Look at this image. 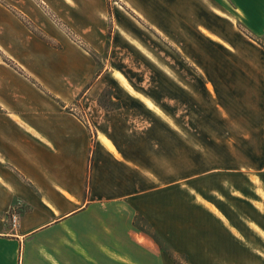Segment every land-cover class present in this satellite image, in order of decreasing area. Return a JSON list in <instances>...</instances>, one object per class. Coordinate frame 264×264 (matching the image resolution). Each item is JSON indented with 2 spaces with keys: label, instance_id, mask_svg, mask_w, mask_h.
I'll return each instance as SVG.
<instances>
[{
  "label": "rangeland",
  "instance_id": "1",
  "mask_svg": "<svg viewBox=\"0 0 264 264\" xmlns=\"http://www.w3.org/2000/svg\"><path fill=\"white\" fill-rule=\"evenodd\" d=\"M155 3L139 2L141 16L133 0H0V104L9 99V70L36 86L45 73L47 102L82 120H126L119 135L157 172L159 186L189 176L205 194L223 187L233 225L258 240L245 220L264 229V215L228 192L242 189L264 203V30L229 13L226 0H205L204 13L190 0L189 15L186 0L176 22L158 17ZM216 169L221 176L193 178ZM157 198L164 205L165 196ZM136 224L174 264H188L144 220Z\"/></svg>",
  "mask_w": 264,
  "mask_h": 264
},
{
  "label": "crops",
  "instance_id": "2",
  "mask_svg": "<svg viewBox=\"0 0 264 264\" xmlns=\"http://www.w3.org/2000/svg\"><path fill=\"white\" fill-rule=\"evenodd\" d=\"M145 1L133 0L141 16L147 11L137 5ZM185 1L165 0V10L157 8L156 15L179 21ZM226 1L235 11L229 13L242 14L252 30H264V0ZM200 4L204 13L205 0H196L198 10ZM37 76L41 85L49 78ZM39 84L9 70V99L0 104V264H174L137 219L159 232L188 264H264V229L245 220L260 237L256 240L233 225L222 208L223 187L205 194L189 176L159 186L157 172L142 164L139 152L131 155L127 135H119V123L126 120H82L64 113L47 102ZM221 173L216 169L193 178ZM175 191L182 193L181 203ZM228 193L264 215L255 205L264 207L263 199L235 187ZM159 194L165 196L164 205ZM18 203L19 221L13 226Z\"/></svg>",
  "mask_w": 264,
  "mask_h": 264
},
{
  "label": "built area",
  "instance_id": "3",
  "mask_svg": "<svg viewBox=\"0 0 264 264\" xmlns=\"http://www.w3.org/2000/svg\"><path fill=\"white\" fill-rule=\"evenodd\" d=\"M20 206H21V203H18L17 206L13 208V214H12L13 226H16L19 221L18 209L20 208Z\"/></svg>",
  "mask_w": 264,
  "mask_h": 264
}]
</instances>
